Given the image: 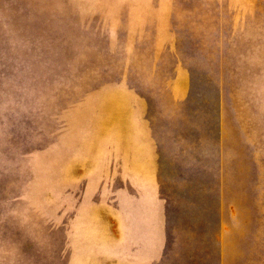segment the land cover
<instances>
[{"label":"rangeland","instance_id":"374dc122","mask_svg":"<svg viewBox=\"0 0 264 264\" xmlns=\"http://www.w3.org/2000/svg\"><path fill=\"white\" fill-rule=\"evenodd\" d=\"M161 121L214 150L219 218L180 221L157 264H264V0H0V264H65L85 211L117 240Z\"/></svg>","mask_w":264,"mask_h":264},{"label":"crops","instance_id":"0c3cea01","mask_svg":"<svg viewBox=\"0 0 264 264\" xmlns=\"http://www.w3.org/2000/svg\"><path fill=\"white\" fill-rule=\"evenodd\" d=\"M198 106L199 101H187L182 114L187 116ZM171 128L167 121L148 125L157 159L133 165L135 191L117 200L120 237L110 241L96 216L85 211L75 241H69L70 256L65 264H112L110 260L114 264H157L158 251L170 249L166 243L176 239L172 231L180 221L213 217L215 224L218 213L206 211L215 200L213 182L219 174L214 150L209 157L184 151L176 138L167 139L165 131Z\"/></svg>","mask_w":264,"mask_h":264},{"label":"water","instance_id":"95a60500","mask_svg":"<svg viewBox=\"0 0 264 264\" xmlns=\"http://www.w3.org/2000/svg\"><path fill=\"white\" fill-rule=\"evenodd\" d=\"M191 74H192L191 75L192 76V90H191L190 97L188 98V101H200V99L198 98V95H201L207 92L203 89L202 87L203 85H200L198 75L194 72H192ZM189 104H192V102H190Z\"/></svg>","mask_w":264,"mask_h":264}]
</instances>
